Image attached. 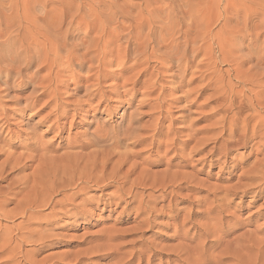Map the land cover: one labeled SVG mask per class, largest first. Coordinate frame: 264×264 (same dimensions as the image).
Returning a JSON list of instances; mask_svg holds the SVG:
<instances>
[{"label":"rangeland","instance_id":"obj_1","mask_svg":"<svg viewBox=\"0 0 264 264\" xmlns=\"http://www.w3.org/2000/svg\"><path fill=\"white\" fill-rule=\"evenodd\" d=\"M263 19L264 0H0V164L7 159L29 164L26 158L37 153L59 159L78 152L79 148L74 146L88 144L92 137L104 132V146L108 148L120 142V147L116 146L118 151L130 155V160L133 158L132 162L140 163L142 169L157 173L153 178L156 185L140 189L147 196L139 197L147 204L145 216L138 215L133 208L137 202L102 206L103 201L99 199L114 189L91 187L74 202L76 207H81L77 209L81 214L71 211L57 218L36 219L20 227H17L20 219L0 218V264H6L7 251L2 247L6 237L14 238L13 248L14 242L19 243V236L27 233L34 240L37 233L46 229L57 235L55 246L35 252L37 248L29 242L22 248L35 262L49 256H66V261L59 264H119L134 243L143 240L145 245L141 250L148 251L151 246L158 250L152 264H169L173 258L171 250L176 246L194 248L199 245L212 254L231 247L228 242L235 237L245 238L246 234L255 240L253 252H247L246 256L253 257L256 251L263 250L258 254L259 259L256 258L258 264H262L264 186L257 187H263L262 193H257V188L252 192L247 190L255 184L248 176L252 163L262 155H250L249 149L239 147L232 150L222 164L225 159L218 160V154H207L213 147L211 142H207L206 147L197 144L210 139L215 123L224 115L220 106L222 100L215 94L219 90L209 82L213 74L201 76V65L212 64L219 74L229 76L230 85L238 96L241 93L247 97L255 87L246 80L252 79L257 70L264 73V64L257 65L255 59L259 55L264 59V25L259 22ZM153 29L157 30L154 38L161 42L156 48L158 52L147 54L146 58L139 56L137 59L146 60L142 66L129 70L119 66L116 61L121 60L119 55L126 48V39L136 43ZM231 29L240 31V37L230 40ZM91 37L113 43L110 54L99 55L111 62L106 72L114 78L103 82V90H114L124 96L108 94L104 102L96 98L86 115L75 121L69 118L65 130L58 134L54 126L57 120L53 113L55 99L47 95L38 97L42 89L32 77L47 75L46 54H50V60H54L52 54L60 55L54 62L61 70L71 48L92 45ZM252 40L257 41L252 43ZM184 42L193 51L189 67L178 62L182 56L179 54L185 50ZM170 43L171 48L162 46ZM138 52L129 54L126 67L138 62L135 61ZM82 53L83 49L76 51L77 56ZM9 56L33 58L36 63L24 71L12 69L7 75L4 71L11 67L6 60ZM88 66L87 63L80 71L73 67L76 78L63 76L57 103L73 102L85 94V86L90 85L85 79ZM137 80L140 81L138 86L135 85ZM158 128L161 132L155 139H162V155L159 152L155 156L163 158L161 164L147 167L146 162L153 157L148 144ZM125 129L130 131L124 136ZM173 147L178 150L171 151ZM193 147L197 148L191 154ZM91 150L87 145L84 152ZM141 161L147 165L143 166ZM36 166L35 162L32 169L12 174L5 170L0 178V196L6 198L4 189L10 178L29 174ZM47 166L48 163L43 164L42 168ZM167 170L170 174H160ZM171 174L175 177L171 178ZM8 175L11 177L5 179ZM171 181L175 185L172 186ZM84 200L91 202L83 203ZM14 207L15 204H6L0 207V212ZM147 218L152 221L151 226L144 229L140 224ZM215 230L208 237L201 234ZM260 244L263 249L258 247Z\"/></svg>","mask_w":264,"mask_h":264},{"label":"bare ground","instance_id":"obj_2","mask_svg":"<svg viewBox=\"0 0 264 264\" xmlns=\"http://www.w3.org/2000/svg\"><path fill=\"white\" fill-rule=\"evenodd\" d=\"M259 22L261 25H264V19L260 20ZM153 33H157V30H150V32H147V34H145L144 37H141V39L136 43H133L131 41L128 42V39H126V48L119 55V58L121 60L116 61V63L123 69L127 70L135 66H142L146 62V60L142 61L137 58L139 56H141L142 58H146L147 54H155L156 52H158V50H156V48H158L157 46L161 44L159 40L154 38L155 34ZM240 35L241 32L236 29H231L228 33L230 40L238 38L240 37ZM104 37L107 38L106 35ZM98 39L99 40L91 37L90 42L92 43V45L89 46H73L71 50L66 54V60H64L63 62L65 63V67L63 66L61 70L57 68V62H54L55 59H57L60 55L58 53L52 54L54 60H50V54H46L45 59L47 60V65L45 66L44 62V64H42L45 67L43 68L47 71V75L39 78H36L35 76L32 77V81L40 83L42 89L38 97L41 95H47L53 96L52 98L55 99L53 113L54 115H57L56 124L58 126H56V124L54 126L56 127L55 130L58 131V134L62 133L65 130V124L69 118H71V121H75V119L86 115L92 109V102L96 98L100 102H104L108 99V94L115 95L118 98H122L124 96L114 90H103V82H106V79L108 80L112 78L106 72L111 66V62L99 58V55L103 54L104 56L110 54L112 52L111 46H113V43H111L110 41L103 43L104 41L101 40L102 38ZM255 41L257 40H252L251 42L253 43ZM182 45H184L185 50L181 54L178 53L179 55H182L181 58L178 59V62L184 64L186 67H189V65L192 63L191 60L193 51L191 50V46L188 43L184 42V44ZM162 46L171 48L173 44L170 43ZM79 49H83V53L77 56L76 51ZM135 51H139L135 58V61L137 60L138 62L126 67V63L130 57L129 54ZM98 52L99 54L97 55ZM255 59L257 61V65L264 64V59L262 56L259 55L255 57ZM6 60L7 63L11 66L9 70L4 71V73L7 75L12 72V69L15 70V72L22 70L24 71L32 66L33 63H36L35 59L33 58H22L20 56H9L6 58ZM162 60L166 61V59L164 58H162ZM87 63L89 64V66L86 72L87 76L85 75L86 78L85 76L84 78L86 79V83L88 82V85L90 82V85L85 86V94L79 100L73 102L70 100L71 102L57 103L56 97L58 94L59 86L63 85V76H67L68 78H76L75 74L72 72V70L75 69L73 67H76V71H80L84 69ZM18 64H20L21 66L15 68L14 65ZM201 66L202 68L199 69L201 76H206L204 75V73H208L209 75L213 74V77L210 78L209 82L219 90V93L216 92L215 94L218 95L222 100L220 106L222 108V111L224 112V115L221 116L215 123V129L210 139L202 141L197 145L206 147V143L211 142L213 144V147L208 150L207 154L211 156H213L214 154H218V160L225 159L221 162L222 164L226 163V158L228 157L229 153L239 147H246L247 149H249L250 155H262V158H259L256 162L254 161L252 163L251 170L248 173L249 180L255 183L252 184L254 185V187H250L248 185L244 186H248L247 190L252 192L257 187L264 186V154H262L264 151V73H259L256 69L257 71L255 75L252 76V79L246 80V82L249 83L253 88L255 87L254 90L257 91L251 90L249 93H247L248 96L245 97L241 96V93L240 96H238V94L234 92V88L230 85L229 76H226L225 74H219L218 71L214 70L212 64H203ZM55 69L58 70L55 71ZM139 84L140 81L137 80L135 85L138 86ZM144 84L146 83H143V85ZM240 84L246 85L244 82H241ZM60 124L62 126H59ZM129 131L130 129L123 130L124 136L128 135ZM160 132L161 129L158 128L155 129L153 131V134L151 135L153 139L151 140V142H149L148 146L153 153V157L149 160L146 159L147 157L145 158L146 161L148 160L146 162L148 164L147 167H149V165H156L160 163V159L163 158L155 156L162 149V139H155V137L159 135ZM102 133L99 136L92 137V140H89L90 142H88V144L79 143L78 146L73 147H78L79 149L81 148V150L83 151H79V149L76 148L78 149V152L67 154L64 157H60L59 159L51 157L48 158L45 155L40 156L37 155V153L26 158L27 163L29 164L22 163L21 160L9 162L10 159H7L2 164H0V178L2 179L5 174V170L11 171L10 174L14 172L19 173L21 171L32 169L33 164L35 162L37 163V166L31 173L26 175L22 174L20 176H17L16 178L9 179L10 182L4 189L6 192V198L0 196V207H4L6 204H15V207L10 211L0 212V218L8 220L20 219L21 222H19V225H17V227H20L21 224H25L36 219H46L47 217L57 218L59 217V215L71 213V211L78 213L77 209H80L81 207H76L74 205V202L76 203V200H78L83 192H87V190H90L91 187L98 189H114L111 194H108L109 192L107 194L104 193L105 197L99 199L101 202L103 201L102 206L110 207L113 204L119 205L121 202H124L125 204L128 203L130 205L137 202L138 205L133 208H136V213L138 215H144V211L146 209L144 208V206H147V204H145L144 200H139V197L141 195L146 196V194L142 193L141 190H144L147 187H152L154 186V184L156 185V181L153 178H156L157 173H152L154 175L153 176L151 172L147 171L148 169H142V165H140V163L136 164L135 162H132L131 160L133 158H131L130 160V155L125 152L122 153L120 152V150L118 151V148H116V146H119V144L121 145L120 142H117V144H113L108 148L104 146L106 134ZM106 141L108 142L109 140L107 139ZM120 141L122 142V140ZM166 142H169V140H166ZM87 145H90L92 147V150L85 154L84 150H86ZM196 148L197 147H193L191 149V154ZM173 150L176 151L178 149L173 147L171 148V151ZM83 152L84 154L82 155ZM37 157L39 158L37 159ZM141 162L143 163V161ZM47 163V168H42L43 164L47 165ZM51 163L52 165H54V167L51 165ZM144 163L143 166H146L147 164L144 165ZM166 169H168V167H166ZM167 173H169L168 170L165 172H161L160 174ZM8 177H11V175H8L5 179H8ZM174 177L175 175L173 174L171 178ZM180 182L181 179L177 181V183ZM170 183H172V186L175 185L174 181H171ZM262 191L263 187L259 188L257 193H262ZM151 200L153 199L151 198ZM91 201L94 200L91 199ZM91 201L89 200L88 202ZM84 202L86 203L87 201L84 200L83 203ZM74 212L72 213L73 215ZM78 214H81V211ZM151 222L147 218L143 222H141L140 225L145 229L146 226H151ZM218 226L219 223L217 224V226L215 225V228ZM49 230L46 229L42 233H37V236L34 240H31L33 236L21 232V234H24V236H19V243L14 242L15 245L13 246V248H11V243H13L14 238L12 239V237L9 236L8 238L6 237L2 245V247H4V249L7 251L5 263L51 264V262L54 261L52 264H57V262L59 264V262L66 261V256H49L39 262H35L34 260L30 259L31 256L27 257V255L29 254L22 252L24 244L29 242L32 243L35 248H37L35 252H39L42 249L52 248L53 246H55L56 244L54 243V241H56L57 235L49 232ZM213 232H216V230L204 231V233L201 232V234H205L208 237L211 236ZM244 236L245 238L235 237V239L228 242L231 247H225V249L222 251L219 250V252H215L213 249L214 253L212 254H210V252L208 253L209 250L207 251L206 249L199 247V245L194 248H188V246L184 245L178 247L176 246L177 248L175 247V250H171L173 253V258H171L169 264H258V259L263 250L260 251L259 249L258 251L260 252L256 251L254 254L252 253L253 257H249L252 256L250 254H248L249 256L247 255V257V252H253L255 240L253 239V237H249L246 234ZM185 238H187V236ZM142 241L141 243H139L138 241L137 243H134L135 246H131L132 249L130 250V252L126 254V258L121 260L119 264H132L133 261L138 262V264H152V260L155 258L158 250L152 246L148 251L141 250V247L145 245V243L143 245ZM261 245L262 244L258 245V247ZM261 249H263L262 246ZM259 253L260 255H258ZM256 258L258 259L256 260ZM262 264H264V261L262 262Z\"/></svg>","mask_w":264,"mask_h":264}]
</instances>
